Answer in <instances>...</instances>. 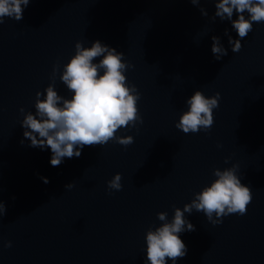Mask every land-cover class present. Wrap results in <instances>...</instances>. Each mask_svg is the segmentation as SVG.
Returning a JSON list of instances; mask_svg holds the SVG:
<instances>
[{
    "label": "water",
    "instance_id": "1",
    "mask_svg": "<svg viewBox=\"0 0 264 264\" xmlns=\"http://www.w3.org/2000/svg\"><path fill=\"white\" fill-rule=\"evenodd\" d=\"M214 12L205 0H30L22 20L4 18L0 264H150L145 236L163 223L157 213L171 221L173 206L183 209L216 178L214 169L234 164L252 192L247 213L216 225L203 212L185 213L196 230L180 234L187 254L177 264H264V22L254 23L233 53L224 31L237 33L229 21H213ZM213 35L228 49L220 60L211 52ZM96 40L133 65L124 74L140 93L143 123L117 132L133 136L127 147L85 146L79 158L53 167L50 149L20 143L19 110L35 113L36 92L52 83L53 65L62 73L77 41L90 47ZM59 75L55 90L70 99ZM197 89L209 97L219 92V107L208 132L184 134L175 124ZM116 173L120 191L107 186Z\"/></svg>",
    "mask_w": 264,
    "mask_h": 264
},
{
    "label": "clouds",
    "instance_id": "2",
    "mask_svg": "<svg viewBox=\"0 0 264 264\" xmlns=\"http://www.w3.org/2000/svg\"><path fill=\"white\" fill-rule=\"evenodd\" d=\"M194 6L201 0H189ZM214 3L215 12L211 19L218 17L221 22L229 21L238 38H233L228 29L224 35L233 53L239 52L241 41L253 30V24L264 22V0H205ZM30 0H0V24L4 18L15 21L23 19L24 9ZM23 5V7H22ZM201 14L208 17L204 7L199 8ZM235 13V19H233ZM211 52L216 60L228 54L219 36L211 37ZM124 53L96 40L90 47H84L82 42L75 43V54L63 65L54 64L50 83L43 92H36L34 103L35 113L24 114L21 127L23 138L30 141L29 147L41 150L50 149V165L60 166L65 158H79L85 146L106 145L113 141L127 147L134 142L131 135L119 136L121 128L136 127L143 123L137 107L140 93L134 84H129L125 72L133 65L123 60ZM96 58L98 62H94ZM59 79L72 93L70 99L58 94L55 90V80ZM43 96V99L41 98ZM220 93L205 96L197 89L186 99L188 110L184 111L175 127L184 134L208 132L213 123V110L219 107ZM227 159L225 163H227ZM238 164L230 168L213 170L216 177L210 185L193 194L194 198L186 203L183 209L174 208L171 221L167 212L157 213L158 220L163 223L149 228L146 232V260L150 264H177L187 254V246L180 238L184 232L195 231V226L185 218V213L191 214L193 209L203 212L207 220L213 224L222 223V218L229 214L245 215L247 205L252 201L251 189L242 183L237 175ZM45 184L47 177H39ZM122 176L116 173L107 186L111 190H122ZM72 183L64 187L71 189ZM6 204L0 199V218L6 215ZM214 214L215 217L214 218ZM11 247V241L3 245Z\"/></svg>",
    "mask_w": 264,
    "mask_h": 264
}]
</instances>
